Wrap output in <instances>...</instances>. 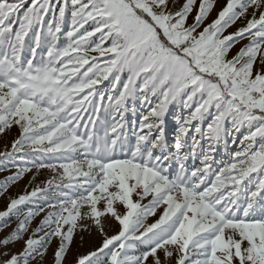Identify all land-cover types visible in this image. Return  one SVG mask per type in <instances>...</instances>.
<instances>
[{"label": "snow or ice", "instance_id": "obj_1", "mask_svg": "<svg viewBox=\"0 0 264 264\" xmlns=\"http://www.w3.org/2000/svg\"><path fill=\"white\" fill-rule=\"evenodd\" d=\"M177 5L0 0V133L18 129L12 151L0 156L31 152L52 161L33 164L52 173L43 187L0 211V220L20 215V206L43 197L0 246L19 240L41 213L33 235L47 231L3 264L42 257L51 238L59 239L54 264H65L78 228L102 239L73 264H264V0H226L207 23L216 0ZM110 76L118 94L105 105L101 85ZM138 92L157 103L133 143L118 132L117 116ZM174 103L189 114L177 117L169 151L164 124ZM101 108L113 121L102 135L93 118ZM242 129L241 150L217 171L214 142ZM190 131L209 140L199 166L186 163L198 155L195 135L185 150ZM29 171L18 167L3 191Z\"/></svg>", "mask_w": 264, "mask_h": 264}, {"label": "rangeland", "instance_id": "obj_2", "mask_svg": "<svg viewBox=\"0 0 264 264\" xmlns=\"http://www.w3.org/2000/svg\"><path fill=\"white\" fill-rule=\"evenodd\" d=\"M30 2V0H29ZM184 0H178V5H182ZM199 0H197L198 5ZM226 3V0H216V8L211 13L207 22H210L211 19L215 18L219 9ZM195 13V8L193 10V16ZM51 16L46 19H50ZM192 17L189 18V22H191ZM238 25H234L229 28L225 34L228 32L234 31ZM64 30L67 31V25H65ZM31 37V33L29 37H26L28 40ZM99 40V34L94 38ZM63 43V37L61 39ZM247 41H241V44L246 43ZM240 44L236 45V48H239ZM235 51V49H234ZM127 79V74L122 75V81ZM113 78L110 76L109 80L104 81L101 85V89L105 91L106 96L103 103L107 105V96L108 95H117L118 92L113 91L111 89V82ZM118 88H122V83L118 86ZM143 100V94L137 93L135 99H129L126 101L125 108L126 111L123 112V117L117 116V120L119 121L121 128L118 129L123 136H126L130 141L134 143L135 136L133 133L135 131H139L140 121L141 119L148 114L151 107L157 103V97L152 96L151 93H148V101ZM189 114L188 109H184L181 105L171 104L169 105V111L165 115V124H164V132H165V141L169 145V151H174V136L179 127L177 122V117H180L182 120ZM87 117V114H86ZM93 118L97 120L96 131L98 134L102 135L106 128L110 129L113 121L108 112H106L103 108L96 114H94ZM211 121L210 116H206L205 120L202 122L201 127L206 128L207 123ZM194 124L196 122H193ZM226 127L230 128V125H226ZM246 130L242 129L239 133H233L224 136L219 141L214 142V151L212 153L213 162L212 167L217 171L219 168L224 166L232 154L236 151L241 150L240 141L243 138ZM195 135L196 139L199 140V144L196 146L197 157L193 160L192 157H189V160L186 162L188 165H192L195 163L196 166H199V154L203 151H206L209 146V140L205 138H201L198 134H195L194 131H190L189 136L187 137L189 147L186 148V151L191 152V139L192 136ZM18 136V129L13 127L10 130H6L4 133H0V152L12 151L11 144L14 139ZM50 163L52 161L48 160L43 156H37L31 152L25 153H16L14 157L9 158L7 161L3 156H0V211H5L7 208V204L10 199L17 198L20 195H24L26 192H30L33 188L40 186H44V182L49 179L52 175L49 169H40L37 171L33 164L35 163ZM28 167L31 168V171L26 172L23 177L14 183H9L7 186V192H4L2 189L3 182L6 178L17 171V168ZM35 177V179H33ZM253 180H255V176H253ZM37 205L40 207L44 206L43 197H37L35 202L32 204H25L20 206L21 214L20 215H10L4 220H0V240H3L5 237L9 236L18 226L19 220L23 218V214L27 211L28 208L36 209ZM44 213L33 218L31 224L29 225L28 231L23 233L19 240L10 241L7 246H0V264H3V261L10 257L12 254H18L24 249V241L29 237L33 236L34 239H39L44 236V232L47 229L39 233H35L33 235L34 230L39 226L40 221L43 219ZM155 217H150L148 222H153ZM102 237L100 234L92 228L90 231H81L79 228L73 236V241L70 246V251L66 257L65 264H73L74 259L79 255L86 253L89 250L94 249L99 245ZM47 251L43 253V256L33 254V257L29 259L28 264H54V252L56 248L59 246L58 238H51L50 243L44 242ZM43 251V248L40 249ZM23 264V261H21Z\"/></svg>", "mask_w": 264, "mask_h": 264}]
</instances>
